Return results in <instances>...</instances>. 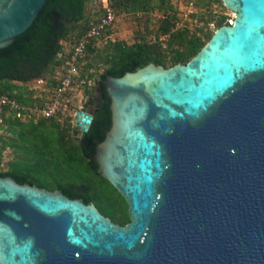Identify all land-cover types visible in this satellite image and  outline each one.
Segmentation results:
<instances>
[{"label":"water","instance_id":"obj_1","mask_svg":"<svg viewBox=\"0 0 264 264\" xmlns=\"http://www.w3.org/2000/svg\"><path fill=\"white\" fill-rule=\"evenodd\" d=\"M46 2L0 0V48ZM223 2L234 24L188 62L103 79L112 126L92 159L131 221L0 175V264H264V0Z\"/></svg>","mask_w":264,"mask_h":264},{"label":"trees","instance_id":"obj_2","mask_svg":"<svg viewBox=\"0 0 264 264\" xmlns=\"http://www.w3.org/2000/svg\"><path fill=\"white\" fill-rule=\"evenodd\" d=\"M178 1L114 0L119 14L134 15L147 27L154 13H163L165 17L158 18L154 30L143 33L133 43L111 40L113 25L88 44L85 55L79 59V71L85 82L76 86L87 98L93 96L89 85L95 73H100L98 82L103 93L96 101L94 119L87 131L78 135L73 123L57 118L24 121L15 109L8 110L0 130H12L18 141L7 143L0 133L1 149L10 145L19 154L0 175L50 190L60 189L72 198L94 202L117 223L130 222L125 197L102 175L97 161L92 159L112 126L111 98L103 79L109 74L122 76L151 62L165 67L186 63L213 34L204 26H192L194 19L199 18L205 24L215 20L218 27L225 24L228 8L223 0H185L187 6L194 1L198 11L182 26H177L176 20L182 18L184 10L181 11ZM103 14V5L98 0H47L32 26L11 44L0 48V96L15 98L24 110L45 105L66 73L74 45ZM163 34L168 35L165 43L160 40ZM101 66H104L102 72ZM45 76H48L47 87L41 93L27 85L30 80Z\"/></svg>","mask_w":264,"mask_h":264},{"label":"built area","instance_id":"obj_3","mask_svg":"<svg viewBox=\"0 0 264 264\" xmlns=\"http://www.w3.org/2000/svg\"><path fill=\"white\" fill-rule=\"evenodd\" d=\"M103 5L104 14L91 27L86 33L79 39L74 45L70 64L64 74L60 85L54 90L50 100L45 105H37L30 109L24 110L18 100L8 95L0 96V125L4 121L5 113L10 109L17 111V116L23 118L38 119L40 117L57 118L58 120L65 122L69 121L76 127V117L78 111L84 106L87 101L84 97V92L79 90L76 86L78 82L84 83L85 79L81 77L79 71V59L85 55L86 48L92 39L100 37L111 26L115 25L118 20L119 13L115 8L114 0H98ZM197 7L194 1H190L188 8L181 13L180 19L176 20L177 26H182L185 20L189 19L193 13L197 12ZM225 24L233 25L235 22L236 11L228 8L225 13ZM159 18L165 17L163 13L158 14ZM194 27H205V30L216 31L219 27L215 20H211L208 23L199 18L194 19L192 22ZM168 35L163 34L160 36V40L165 43Z\"/></svg>","mask_w":264,"mask_h":264},{"label":"rangeland","instance_id":"obj_4","mask_svg":"<svg viewBox=\"0 0 264 264\" xmlns=\"http://www.w3.org/2000/svg\"><path fill=\"white\" fill-rule=\"evenodd\" d=\"M177 2V0H176ZM180 5V9L186 10L188 8L187 5H185V0L178 1ZM183 10V11H184ZM159 18L157 13H154L151 15V21L148 24V27L145 23H141L138 21L137 17L131 14L121 13L119 14L118 20L115 23V28L110 34V39L115 40H125L128 43H133L138 37L143 35V33L146 35L147 33H150L149 31L154 30L155 28V21ZM208 33H214V30H208ZM92 69V68H91ZM104 70V66H101L100 72ZM47 77L45 78H35L30 80L27 85L31 88H34L38 91V93H41L43 89L47 87ZM94 79H92V82L89 85L90 90L92 91L91 94L94 95L96 87L99 86V79H100V73H95ZM87 94H84L85 99H87ZM24 121H28L30 118L23 117ZM6 127H9L8 124H6ZM0 133L2 134V139H6L7 143H15L17 142V138L15 134L12 132V130H6L1 129ZM3 140L0 139V171H6L9 168V164L14 161L17 157L19 152L16 151L13 147L10 145H7L3 150L1 149Z\"/></svg>","mask_w":264,"mask_h":264},{"label":"flooded vegetation","instance_id":"obj_5","mask_svg":"<svg viewBox=\"0 0 264 264\" xmlns=\"http://www.w3.org/2000/svg\"><path fill=\"white\" fill-rule=\"evenodd\" d=\"M101 93H103V89H102V86L99 84V86L96 87V89H95V93H94V95L92 96V99H93V100H92V103H90V104L88 105L89 108H91V107H96V106H97L96 101H97V99H98V97H99V95H100ZM87 101H88V98H87ZM80 133H81V131L79 130L76 134L80 135Z\"/></svg>","mask_w":264,"mask_h":264}]
</instances>
